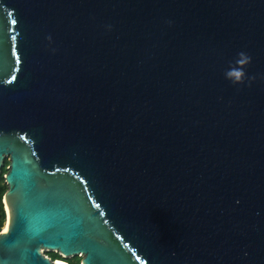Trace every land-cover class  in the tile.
Here are the masks:
<instances>
[{"label":"water","instance_id":"1","mask_svg":"<svg viewBox=\"0 0 264 264\" xmlns=\"http://www.w3.org/2000/svg\"><path fill=\"white\" fill-rule=\"evenodd\" d=\"M5 159L0 264H264V0H0Z\"/></svg>","mask_w":264,"mask_h":264},{"label":"trees","instance_id":"2","mask_svg":"<svg viewBox=\"0 0 264 264\" xmlns=\"http://www.w3.org/2000/svg\"><path fill=\"white\" fill-rule=\"evenodd\" d=\"M7 165H8V160L5 159L4 160V165L1 168V172H0V230L3 227L4 221H5V209H4V204L2 202V197L4 195V192L6 190V184L4 182V178H3V174L6 172L7 170ZM47 255L53 260H61V261H65L67 262V264H80V257L76 256L73 258H68V259H64L62 258L59 254H57L56 252H49L47 253Z\"/></svg>","mask_w":264,"mask_h":264},{"label":"snow or ice","instance_id":"3","mask_svg":"<svg viewBox=\"0 0 264 264\" xmlns=\"http://www.w3.org/2000/svg\"><path fill=\"white\" fill-rule=\"evenodd\" d=\"M238 60H239L240 64H247L248 63V60H247V58H246L244 53H240L238 55ZM230 75H235L237 78H239V76L241 74L239 72H236V73H230Z\"/></svg>","mask_w":264,"mask_h":264},{"label":"bare ground","instance_id":"4","mask_svg":"<svg viewBox=\"0 0 264 264\" xmlns=\"http://www.w3.org/2000/svg\"><path fill=\"white\" fill-rule=\"evenodd\" d=\"M6 228H7V223H5V224H4V226H3V229H2V230L4 231V230H6ZM59 262H60L61 264H65V263H63V262H61V261H59Z\"/></svg>","mask_w":264,"mask_h":264},{"label":"clouds","instance_id":"5","mask_svg":"<svg viewBox=\"0 0 264 264\" xmlns=\"http://www.w3.org/2000/svg\"><path fill=\"white\" fill-rule=\"evenodd\" d=\"M55 261H61V260H55ZM61 262H63V263H65V264H67V262H65V261H61Z\"/></svg>","mask_w":264,"mask_h":264},{"label":"rangeland","instance_id":"6","mask_svg":"<svg viewBox=\"0 0 264 264\" xmlns=\"http://www.w3.org/2000/svg\"><path fill=\"white\" fill-rule=\"evenodd\" d=\"M4 226V225H3Z\"/></svg>","mask_w":264,"mask_h":264}]
</instances>
